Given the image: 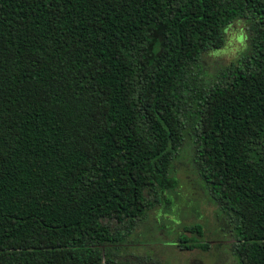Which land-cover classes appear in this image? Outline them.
<instances>
[{
	"label": "trees",
	"instance_id": "trees-1",
	"mask_svg": "<svg viewBox=\"0 0 264 264\" xmlns=\"http://www.w3.org/2000/svg\"><path fill=\"white\" fill-rule=\"evenodd\" d=\"M238 18L249 54L203 85ZM188 126L238 263L264 264V0H0V264H118Z\"/></svg>",
	"mask_w": 264,
	"mask_h": 264
},
{
	"label": "rangeland",
	"instance_id": "rangeland-1",
	"mask_svg": "<svg viewBox=\"0 0 264 264\" xmlns=\"http://www.w3.org/2000/svg\"><path fill=\"white\" fill-rule=\"evenodd\" d=\"M249 52V23L238 18L226 28L224 44L202 55L197 66L202 84H212L228 65L242 62ZM171 175L178 179L177 188L161 195V202L145 218L136 220L129 235L112 245L118 264H239L232 220L200 178L189 126ZM194 224L202 226V235L184 232L185 226ZM183 232L189 237L186 243L199 242L207 247L182 249L179 235Z\"/></svg>",
	"mask_w": 264,
	"mask_h": 264
}]
</instances>
